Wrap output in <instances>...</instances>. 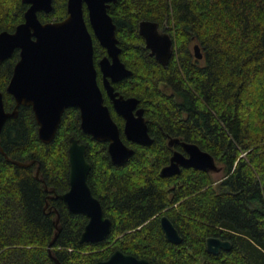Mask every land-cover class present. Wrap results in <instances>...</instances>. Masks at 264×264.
I'll return each mask as SVG.
<instances>
[{"label": "trees", "instance_id": "16d2710c", "mask_svg": "<svg viewBox=\"0 0 264 264\" xmlns=\"http://www.w3.org/2000/svg\"><path fill=\"white\" fill-rule=\"evenodd\" d=\"M67 3L53 0V11L40 13V20H64ZM27 10L22 0H0V34L14 32ZM108 12L121 60L132 71L115 89L140 100L153 143L129 142L124 120L106 96L123 141L135 150L123 165L112 162L107 142L83 133L78 109L64 113L47 145L32 109L20 107L0 134L6 154L0 151V264H56L49 247L58 217L51 249L61 264H96L117 250L151 264H264V0H118ZM143 20L158 23L175 42L166 67L146 48L139 33ZM195 45L201 60L192 53ZM94 47L97 63L106 51L96 40ZM18 60L16 51L0 63V91L10 112L15 101L7 88ZM71 137L87 146L88 184L112 221L101 243H81L88 217L50 199L69 190ZM170 139L197 144L225 176L216 180L194 168L162 176L174 150L183 151L171 148ZM163 215L179 231L181 244L166 239ZM210 237L231 241L232 250L210 254Z\"/></svg>", "mask_w": 264, "mask_h": 264}, {"label": "water", "instance_id": "95a60500", "mask_svg": "<svg viewBox=\"0 0 264 264\" xmlns=\"http://www.w3.org/2000/svg\"><path fill=\"white\" fill-rule=\"evenodd\" d=\"M117 1L68 0V15L64 20L44 23L39 14H50L53 11V0H22L28 5L24 22L14 32L0 34V63L19 51V60L7 88V93L15 101L12 112L6 110L4 95L0 91V134L8 119L18 117L20 107H30L38 125L39 139L49 145L57 136L64 113L70 108H76L80 112L83 133L97 142H107L110 158L115 165L127 163L134 156L135 150L123 141L122 130L105 103L94 60L96 40L106 51L98 66L113 110L124 120V136L137 145H152L153 139L144 116L145 110L140 107V100L125 97L114 87V84L132 75V71L121 60L117 26L108 12ZM139 33L151 56L166 67L174 54L173 38L162 31L158 23L150 20L140 22ZM194 49L196 58L203 59L199 45H195ZM175 145H180L186 155L176 150L170 164L162 169V176L179 175L183 169L188 168L212 174L222 171L215 158L197 144L170 139L169 146L174 148ZM0 151L6 156L1 146ZM68 154L69 190L64 194L51 196L50 199H61L70 212L88 217L89 222L82 233L81 243H101L109 237L112 221L106 216L101 202L93 195L88 184L91 165L87 160V146L71 137ZM14 163L21 167L34 164ZM39 172L40 168L37 174ZM160 222L169 242L175 245L183 242L182 236L167 215H163ZM58 224L59 217L56 221L57 233L49 248L52 259L56 264H61L51 249L60 231ZM206 244L207 251L212 255L232 250L229 240L210 237ZM96 264L151 263L147 259L117 250L107 260Z\"/></svg>", "mask_w": 264, "mask_h": 264}, {"label": "flooded vegetation", "instance_id": "af4514ba", "mask_svg": "<svg viewBox=\"0 0 264 264\" xmlns=\"http://www.w3.org/2000/svg\"><path fill=\"white\" fill-rule=\"evenodd\" d=\"M174 49H175V46H174ZM174 53H175V51H174ZM106 55V54H105ZM104 55V56H105ZM103 56V57H104ZM173 56H174V54H173ZM102 57V58H103ZM101 58V59H102ZM155 58V57H154ZM173 58V57H172ZM101 59H99V61L101 60ZM94 60H95V57H94ZM172 60V59H171ZM99 61L96 63V61H95V64H96V66H97V69H98V76H99V74L101 75V88H102V91H103V93H104V97L106 96L109 100H110V98L108 97V95H107V93H106V91H105V89H104V86H103V75H102V73L100 72V69H99V66H98V64H99ZM171 62V61H170ZM159 63V62H158ZM115 85L116 84H114V87H115ZM116 90V89H115ZM117 91V90H116ZM106 99V98H105ZM110 102H111V105H112V108H113V104H112V101L110 100ZM176 146V145H175ZM181 147V146H180ZM182 148V147H181ZM182 150L183 151H180V152H182V153H184L185 155H186V152L184 151V149L182 148ZM176 150H174V152H175ZM179 151V150H178ZM172 158V157H171Z\"/></svg>", "mask_w": 264, "mask_h": 264}, {"label": "rangeland", "instance_id": "374dc122", "mask_svg": "<svg viewBox=\"0 0 264 264\" xmlns=\"http://www.w3.org/2000/svg\"><path fill=\"white\" fill-rule=\"evenodd\" d=\"M87 18H88V17H87V14H86V19H87ZM192 53L195 54L194 46L192 47ZM213 176H214V178H215L216 180H221V179L225 176V174H224V173H217V174H213Z\"/></svg>", "mask_w": 264, "mask_h": 264}]
</instances>
